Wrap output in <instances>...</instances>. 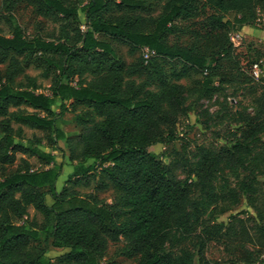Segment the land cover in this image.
<instances>
[{
	"label": "trees",
	"instance_id": "obj_1",
	"mask_svg": "<svg viewBox=\"0 0 264 264\" xmlns=\"http://www.w3.org/2000/svg\"><path fill=\"white\" fill-rule=\"evenodd\" d=\"M21 1L34 7L39 17L58 23V30L52 39L29 38L8 15L9 33H0V64H7L0 77V168L19 163L0 180V264H52L45 249L30 246L39 239L68 250L62 264H110L104 262L108 238L122 242V255H138L139 264H210L206 251L211 242L220 244L236 263H257L264 254L261 189L251 181L240 185L244 194H251L247 200L258 218L256 226L248 227L237 217L227 225L205 220L192 195L209 181L218 161L205 156L190 171L195 182L168 177L164 163L149 149L176 140L182 88L162 80L154 66L158 86L134 76H143L153 59L178 60L185 73L192 69L204 74L201 93H209L220 60L232 55V43L216 34V48L209 56L168 45L167 37L177 29V21L194 20L206 7L221 14L210 17L215 30L242 27L264 12V0H164L157 17L136 14L145 8L140 0ZM114 9L124 13L112 15ZM226 17L231 21L224 22ZM100 37L118 40L131 54L148 48L155 56L147 63L142 58L145 67L140 63L125 73L112 46ZM18 55L44 66L41 77L49 80L48 93L42 92L37 77L26 74ZM72 103L83 106L71 119L82 129L74 141L63 131ZM250 124L249 136L258 138L264 122ZM23 128L47 130L52 149L61 141L77 149L70 152L74 164L60 192L56 184L62 168L55 155L41 150L40 142L26 139ZM241 149L237 143L234 154ZM246 151L256 168L264 166V152ZM18 155L34 158L44 168L32 170L25 160L18 162ZM91 176L101 186L112 187L116 203L103 204L94 195L81 196L68 187L88 183ZM226 198L213 195L208 200L217 204ZM31 207L43 216L41 224L29 221ZM175 229L180 236L167 252Z\"/></svg>",
	"mask_w": 264,
	"mask_h": 264
},
{
	"label": "rangeland",
	"instance_id": "obj_2",
	"mask_svg": "<svg viewBox=\"0 0 264 264\" xmlns=\"http://www.w3.org/2000/svg\"><path fill=\"white\" fill-rule=\"evenodd\" d=\"M144 3V9L138 11L143 17H157L164 4V0H140ZM80 5L81 2L77 1ZM124 11L113 10L112 15H119ZM8 15H12L17 24L22 28L24 34L31 38L41 36L44 39H52L56 36L58 23L43 19L36 14L35 8L24 1L0 0V33L8 34L9 28L5 21ZM221 16L209 8H204L199 16L190 21H177V29L167 37L168 45H176L186 49H194L200 54L212 56L215 51L216 34H222L224 39H229L232 33L239 31L242 36L240 42L233 46L230 58H222L216 71L217 77L213 80V90L202 94V81L204 74L196 70H188L178 60L156 58L151 61L152 65L144 66L142 61V50L134 54L129 52L128 46L118 40L100 37L108 42L114 49L125 73L138 64L146 68L145 74L135 79H148L158 86L160 81L153 72V66L161 73L162 80L169 84H178L182 88V99L184 100L182 112L175 114L176 140L164 144H156L149 149V152L166 166L168 177L175 182H184L195 178L190 176V171L195 169L198 163L205 159V156L218 161L211 172L209 181L201 184L199 189L192 195V202L196 203L199 210L208 222L214 221L217 224L227 225L230 219L237 217L246 221L248 227L258 224V218L251 209L247 197L251 194H244L241 190V182H255L256 188L261 189L264 196V166L258 168L247 158V151L252 155L264 152V132L258 138L249 136L248 128L250 123L261 125L264 122V12H257L255 18L244 24L242 27L214 29L211 16ZM224 22L231 21L228 17ZM71 24L72 22L69 21ZM73 25V24H72ZM23 63L26 74L37 77L42 85V92L48 93L49 80L41 77L44 66L34 58H26L24 55L17 56ZM257 63L261 66L262 74L258 79L252 77V66ZM7 64H0V77H3ZM83 106L68 104V112L65 120L68 124L63 126V131L68 139L74 141L75 136L82 129L71 119L75 114L80 113ZM28 111H32L28 109ZM26 139L40 142V149L50 152L56 157V163L62 168L56 190L60 192L66 185L67 176L72 171L73 162L69 161L70 152L77 149L66 146L63 141L52 149L53 144L49 141V133L45 129L30 130L23 128ZM249 136V137H248ZM242 144V149L234 154V146ZM230 154H227V153ZM239 157L245 163L239 162ZM26 161L32 170L43 169L36 159L18 155ZM212 160V159H211ZM16 163L12 166L0 168V180L17 169ZM97 177L89 178L88 183L79 185L68 184L73 191L81 196L94 195L103 204H114L117 201L114 190L111 186H101ZM218 195L227 197L217 204H210L208 197ZM48 205L53 201L46 198ZM192 211V208H190ZM44 218L32 207L29 209V221L38 224ZM180 236V230L175 229L166 245V251H173L175 242ZM42 239L34 240L30 246L46 250V256L52 264H62L66 261L67 249H55ZM122 242H115L108 238L107 254L104 262L110 264H139L138 255L125 256L121 254ZM249 251L252 248L246 247ZM206 258L210 264H243L236 263L234 257L226 252L220 244L211 242L206 251ZM254 264H264V254Z\"/></svg>",
	"mask_w": 264,
	"mask_h": 264
},
{
	"label": "built area",
	"instance_id": "obj_3",
	"mask_svg": "<svg viewBox=\"0 0 264 264\" xmlns=\"http://www.w3.org/2000/svg\"><path fill=\"white\" fill-rule=\"evenodd\" d=\"M241 36H242V34L239 31H236V32L231 34L230 42L232 43V45L234 47L236 46L237 43L240 42ZM142 52H143V60L145 63H147L152 57L155 56V52L149 50L148 48H144L142 50ZM251 74H252V77H254L255 79H258L260 77V75L262 74L261 66L259 64L255 63L252 66Z\"/></svg>",
	"mask_w": 264,
	"mask_h": 264
}]
</instances>
